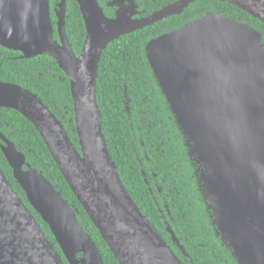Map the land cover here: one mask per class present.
I'll return each instance as SVG.
<instances>
[{
  "label": "water",
  "instance_id": "1",
  "mask_svg": "<svg viewBox=\"0 0 264 264\" xmlns=\"http://www.w3.org/2000/svg\"><path fill=\"white\" fill-rule=\"evenodd\" d=\"M67 0H0V47L52 58L69 81L79 151L36 94L0 81V108L32 124L65 182L118 264H182L132 200L108 153L96 102L107 46L173 15L178 0L139 16L136 0L107 17L98 0H75L85 27L79 55L65 30ZM227 2L264 24V0ZM53 11L56 21L51 18ZM56 28V31L54 29ZM55 32L57 39H55ZM252 27L208 12L147 42L144 54L183 137L215 235L237 264H264V44ZM126 98V91L124 90ZM0 150L30 208L67 264H104L75 212L0 133ZM25 168V169H24ZM171 242L187 256L167 227ZM0 264H64L0 169Z\"/></svg>",
  "mask_w": 264,
  "mask_h": 264
},
{
  "label": "trees",
  "instance_id": "2",
  "mask_svg": "<svg viewBox=\"0 0 264 264\" xmlns=\"http://www.w3.org/2000/svg\"><path fill=\"white\" fill-rule=\"evenodd\" d=\"M59 0H50V6ZM98 0L107 17L112 10ZM178 0H136L141 16H148ZM65 30L72 50L79 55L85 27L75 0L66 1ZM215 12L246 24L263 35L264 24L239 8L219 0H196L180 15H173L110 43L103 51L96 78V102L101 129L116 172L141 213L152 224L182 264H237L230 250L215 235L196 181V165L152 75L144 54L148 41ZM52 21L56 18L51 11ZM55 39L57 33L55 32ZM18 52L0 47V81L36 94L61 122L79 151L69 81L48 56L18 58ZM126 91V98L124 97ZM0 133L12 142L26 162L40 172L75 212L81 228L93 239L104 264H118L99 232L71 192L32 124L18 112L0 108ZM1 144V141H0ZM0 169L13 190L38 222L45 237L61 255L47 224L30 208L0 150ZM25 169V168H24ZM175 234L187 256L171 242Z\"/></svg>",
  "mask_w": 264,
  "mask_h": 264
},
{
  "label": "flooded vegetation",
  "instance_id": "3",
  "mask_svg": "<svg viewBox=\"0 0 264 264\" xmlns=\"http://www.w3.org/2000/svg\"><path fill=\"white\" fill-rule=\"evenodd\" d=\"M126 3V0H106L105 1V6L108 8V9H110V10H112V12H113V15H114V12L116 11V8H115V6H113V7H110L108 4L110 3V4H113V3ZM103 8V7H102ZM53 9V7H51V10ZM162 9V8H161ZM103 10H104V8H103ZM140 12V11H139ZM139 16H141V13H140V15ZM113 17V16H112ZM141 17H143V16H141ZM167 19V18H166ZM56 21V20H55ZM55 23V22H54ZM54 29H55V31H56V28L54 27ZM20 54V53H19ZM18 58H21V54H20V56L18 57Z\"/></svg>",
  "mask_w": 264,
  "mask_h": 264
}]
</instances>
